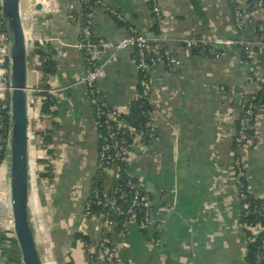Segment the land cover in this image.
<instances>
[{
	"label": "crops",
	"instance_id": "crops-1",
	"mask_svg": "<svg viewBox=\"0 0 264 264\" xmlns=\"http://www.w3.org/2000/svg\"><path fill=\"white\" fill-rule=\"evenodd\" d=\"M82 1L45 0L43 9L35 11L40 0H20L21 15L32 6L37 33L50 38L54 48L65 52L64 56L55 57L58 70L50 79L56 90L54 121L59 126L53 133L57 157L52 183L37 177L45 166L37 160L45 156V150L32 134L51 129L54 123L39 112L40 103L28 108L30 205L35 222L40 216L47 228L39 232L40 225L36 226V242L44 264H64L69 260L87 264V248L96 245L100 236L93 230L99 219L83 216L96 171L99 133L84 89L77 83L83 71V57L73 43L78 40L81 20L80 16L69 19V3L79 9ZM100 1L121 11L127 23L142 32L150 45L166 46L178 61L172 70L158 66L154 76L152 92L160 137L153 150L135 148L128 167L148 193L162 229L145 231L131 224L122 236L109 230L120 249L121 264H245L246 244L232 187L231 139L244 101L257 91L252 74L264 75V43L255 47L250 61L244 59L238 43L223 46L214 60L194 54L189 45L194 35L234 41L238 38L227 0H161L167 25L162 43H153L159 34L148 0ZM258 18L264 21V12ZM23 24L26 25L24 20ZM124 30L101 7L95 8V35L115 41ZM35 49V70L30 77L37 84L40 58ZM117 55L106 64L97 87L110 105L121 107L137 97L138 73L133 48ZM253 128L260 138L245 156L244 167L249 192L264 196V107L257 110ZM33 226L36 234L34 220ZM0 229H9L6 220L0 221ZM78 230L88 233L90 242L76 245L68 253ZM62 233L68 243L58 245L53 235L60 237ZM155 236L160 238L158 242L153 241ZM0 264H4L1 253Z\"/></svg>",
	"mask_w": 264,
	"mask_h": 264
},
{
	"label": "built area",
	"instance_id": "built-area-1",
	"mask_svg": "<svg viewBox=\"0 0 264 264\" xmlns=\"http://www.w3.org/2000/svg\"><path fill=\"white\" fill-rule=\"evenodd\" d=\"M83 0L82 2H87ZM44 4L45 0H40ZM149 8L152 14V21L159 34L158 41L162 43L166 40L167 25L163 13L161 0H148ZM234 20V31L238 35L237 40L229 38L215 37L211 35H194L189 39L195 55L200 58L214 60L222 53V47L233 43L240 45L242 55L246 61L254 58L255 47L264 43V21L258 18L260 12H264V0H227ZM101 7L109 16L120 22H127L121 11L106 6L100 0L95 1V5L86 13L85 20L80 27L81 39L73 43V47L80 53L86 54L83 59V71L77 83H80L86 95V102L92 108L93 120L97 126L102 129L99 136L100 142L96 156V172L101 177L98 184H92L89 190V200L86 205L91 203L100 205L104 212L91 217L98 218L99 221L93 225V230L99 232L98 242L94 246L87 248V264H121V252L115 239L109 233L113 230L117 235H124L131 224H136L141 230H151L159 232L162 229L160 221H156L154 209L150 197L142 184L133 176L129 170L130 157L135 148L153 150L156 142L160 137V127L156 121L157 105L153 98L154 76L157 68L163 65L166 69L172 70L178 64L176 58L171 54L166 46L150 45L148 38L132 25H125L123 35L115 41L107 40L97 36L92 31V19L94 10ZM22 16L26 23L27 14L32 16V22L35 34L32 36L34 47L37 45L44 46L50 43V38L39 35L35 28L36 12L32 6ZM43 9V6H42ZM79 11V14L77 13ZM80 8H76L73 2L69 3V19L81 17ZM26 40L31 37L28 34L26 25ZM59 45H63L58 41ZM9 36L1 17V0H0V125L6 112L10 113V49ZM133 48L135 54V63L137 68V97L144 98L148 107L144 109L143 127L134 128L128 121L127 115L130 112L129 104L118 107L110 105L106 96L98 89L97 83L105 75V66L107 63L115 60L117 54L126 49ZM55 57L64 56L65 52L55 48ZM40 59L38 64H40ZM253 72V71H251ZM257 91L252 93L244 101L243 107L237 116L239 117L236 125L235 135L232 144V187L239 205V218L241 215L246 216L250 212L264 213V203L252 204L251 198H264L256 196L248 190L247 171L244 167V159L248 151L251 150V144L259 140L260 136L254 130L250 134L248 130L251 127L250 121L252 116L255 117L254 111L259 108L260 104L256 99V93L261 91L260 99H264V75L253 73ZM39 89L37 85L30 81L27 89L28 108L40 103ZM56 90L50 87L48 92L53 95ZM135 98V99H136ZM240 115V116H239ZM45 117V115H44ZM126 117V118H125ZM145 133L154 136L152 143H145L143 136ZM130 140H129V139ZM9 127L0 132V150H4V158L0 163V175L4 166L9 162ZM126 175V177H124ZM135 178V180L133 179ZM122 186L124 188H122ZM126 194L130 196L127 207H122L118 202L124 199ZM168 209H172L169 206ZM137 214H140L137 218ZM116 216H122L123 221L118 231L116 227ZM89 218V217H88ZM7 230H12L11 215L7 219ZM240 229L245 240V253L247 243L254 241L256 238L262 240V245L258 247L256 254V263L264 264V228L259 224L240 222ZM110 230V231H109ZM114 234V233H113ZM160 238L154 237L153 241L158 242ZM85 244L81 240H76L75 245H69L67 252L70 253L76 245ZM245 256V255H244ZM5 264V263H4Z\"/></svg>",
	"mask_w": 264,
	"mask_h": 264
},
{
	"label": "water",
	"instance_id": "water-1",
	"mask_svg": "<svg viewBox=\"0 0 264 264\" xmlns=\"http://www.w3.org/2000/svg\"><path fill=\"white\" fill-rule=\"evenodd\" d=\"M35 11H41L37 2ZM1 17L9 36L10 49V113H9V205L12 232L22 264H44L36 242L33 226L29 177V117L27 89L35 70V34L32 16L26 17V28L31 36L26 40L20 12V0H1ZM238 38H236L237 40ZM29 49V50H28ZM233 143V138L231 139Z\"/></svg>",
	"mask_w": 264,
	"mask_h": 264
},
{
	"label": "trees",
	"instance_id": "trees-1",
	"mask_svg": "<svg viewBox=\"0 0 264 264\" xmlns=\"http://www.w3.org/2000/svg\"><path fill=\"white\" fill-rule=\"evenodd\" d=\"M96 0H88L87 2H82L80 4V10H81V17H80V22H81V27H82V21L85 20L86 13L91 10V7L95 5ZM115 20V19H114ZM118 24L125 26L129 25L127 22H120L115 20ZM155 27V26H154ZM156 29V27H155ZM157 30V29H156ZM81 34L79 33L78 40L81 39ZM157 40L153 41V43H156ZM36 54L40 58V64L38 66V70L40 73V77L38 78L37 81V88L40 90L39 91V97H40V107H39V112L47 119H50L54 124L51 129L44 128L43 130L33 132V137H37L38 140H40V147L44 148L45 150V156L38 159L37 161L41 164H44L43 170L39 171L37 173L38 179H43L48 183H52L55 180V169L53 168L54 166V159H56L57 154L56 150L54 147V134L59 126L57 123H55L54 118L57 115V109H56V99L55 96L51 95L48 92V89L51 87L50 79L53 75L56 74L58 70V64L55 59V48L50 44L47 43L44 46L37 45L35 49ZM83 59H85L86 54L85 52H81ZM84 61V60H83ZM250 96V95H249ZM261 91L256 93V99L255 101H258L260 104L259 108L264 107V99L261 98ZM148 107L147 101L144 98H136L133 99L130 104H129V109L130 112L129 114L125 117L127 121L136 129H140L143 127V122H144V114L143 111ZM256 109L254 111L255 116H256ZM242 112H240V115ZM239 115V116H240ZM254 116H252V120L250 121L251 127L248 130L250 134H254V128H253V122H254ZM239 117L235 119L236 125L238 124ZM9 127V114L6 112L4 114V118L2 120V126L0 125V132L2 133L3 129L7 130ZM97 130L99 133V136L102 134V129L98 125ZM151 134L145 133L143 136V139L145 143H152L154 138ZM129 139V138H128ZM130 140V139H129ZM100 142V138H99ZM257 141L252 142L251 148L254 147ZM52 145V146H51ZM99 146V145H98ZM98 152V150H97ZM4 150H0V163L2 159L4 158ZM126 177V175H124ZM1 178V176H0ZM135 180V178H133ZM101 180V177L97 175V172L95 171L94 175L91 178V186L92 184H98V182ZM0 188H1V183H0ZM122 188H124L122 186ZM148 195V193L146 192ZM149 196V195H148ZM90 195H88V200H89ZM130 196L126 194L124 199L119 200L118 202L122 205V207H127L129 203ZM250 201L252 204H260L264 203V198L258 197V198H251ZM83 216L84 217H91L92 215H99L100 213L104 212V208L100 205H95L93 203L84 206L83 210ZM140 214H137V218L139 217ZM116 221V227H114L115 231H118L121 227V223L123 221L122 216H116L115 217ZM240 222L243 223H252L256 224L259 223L263 228H264V213L262 212H250L246 216L241 215ZM60 237H57L56 235H53V240L57 242L59 245H63L68 243L67 237L65 235L59 234ZM76 240H81L85 242L86 244H89L90 242V237L88 233H82L81 231H75L72 237V241L70 242L71 245H75ZM262 245V240L259 238H256L254 241L248 242L247 243V251L244 256V263L245 264H257L256 263V254L258 252V247ZM0 253L3 255V260L5 264H22L21 259H20V254L19 250L17 247L16 240L14 238L12 230H7V229H0ZM64 264H74L72 260H69L65 262Z\"/></svg>",
	"mask_w": 264,
	"mask_h": 264
},
{
	"label": "rangeland",
	"instance_id": "rangeland-1",
	"mask_svg": "<svg viewBox=\"0 0 264 264\" xmlns=\"http://www.w3.org/2000/svg\"><path fill=\"white\" fill-rule=\"evenodd\" d=\"M26 0H22V3L25 2ZM24 8V6H22ZM6 169V176H7V184L4 185L5 189L7 192H5L3 195H0V210L2 211V213H0V221L4 222L5 219H7L10 215V205H9V185H8V168H9V164L7 166H4ZM1 194V193H0ZM37 220H36V226H38L39 224H41L40 226L43 227L47 230L46 226L43 223L42 218H40V216H37ZM38 232V231H37ZM46 232V231H44ZM49 232V231H48ZM42 237V236H40ZM43 242V241H42ZM41 242V243H42ZM43 244V243H42Z\"/></svg>",
	"mask_w": 264,
	"mask_h": 264
},
{
	"label": "bare ground",
	"instance_id": "bare-ground-1",
	"mask_svg": "<svg viewBox=\"0 0 264 264\" xmlns=\"http://www.w3.org/2000/svg\"><path fill=\"white\" fill-rule=\"evenodd\" d=\"M3 169L4 170H3L2 174L0 175L1 176V178H0V183H1L0 193L1 194L0 195H3L5 192H7L5 187H4V185L7 184V176H6L7 174H6L5 167ZM29 203H30V198H29ZM30 208H31L32 220H34V224H35V229H36L35 237H36L38 232H37L36 222H35V213H34L33 208L31 207V205H30ZM39 225H41V224H39ZM41 228L42 227L39 226V232L41 231Z\"/></svg>",
	"mask_w": 264,
	"mask_h": 264
}]
</instances>
